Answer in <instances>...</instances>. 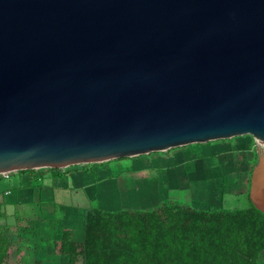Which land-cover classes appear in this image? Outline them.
Instances as JSON below:
<instances>
[{
    "label": "water",
    "instance_id": "95a60500",
    "mask_svg": "<svg viewBox=\"0 0 264 264\" xmlns=\"http://www.w3.org/2000/svg\"><path fill=\"white\" fill-rule=\"evenodd\" d=\"M244 135L264 145V0H0V173Z\"/></svg>",
    "mask_w": 264,
    "mask_h": 264
},
{
    "label": "rangeland",
    "instance_id": "374dc122",
    "mask_svg": "<svg viewBox=\"0 0 264 264\" xmlns=\"http://www.w3.org/2000/svg\"><path fill=\"white\" fill-rule=\"evenodd\" d=\"M208 144H219L221 150L211 155L204 152L203 156ZM263 159L264 145L244 135L82 165L85 170L98 168L107 174L104 194L110 202L114 201L111 209L115 210L109 211L113 217L106 216L98 222L97 218L87 220L84 211L77 230L65 229L62 235L45 236L50 240L48 245H41L34 227L27 223L0 225V264H86L93 256L84 255L87 230H101L108 236L134 234L139 220L163 217L164 210L171 207L207 215L230 213L232 219L248 212L250 203L264 208V187L257 186L253 176ZM134 163L150 171L133 175L134 178L128 176ZM176 209L172 214L178 213ZM243 240L241 237L240 243L245 248ZM135 251L139 258L135 264H151L147 251L138 246ZM254 264H264V249Z\"/></svg>",
    "mask_w": 264,
    "mask_h": 264
},
{
    "label": "trees",
    "instance_id": "16d2710c",
    "mask_svg": "<svg viewBox=\"0 0 264 264\" xmlns=\"http://www.w3.org/2000/svg\"><path fill=\"white\" fill-rule=\"evenodd\" d=\"M81 167L71 166L64 172ZM49 170L62 174L61 169ZM175 209H165L163 217L139 220L134 234L108 236L101 230H87L84 255L93 256L86 264L138 263L136 246L147 251L151 264H254L264 249V213L252 203L248 212L233 219L230 213L207 215L176 209L178 213L172 214ZM106 216L113 217V213L97 206L85 210L87 220L97 218L98 222ZM241 237L245 248L241 247Z\"/></svg>",
    "mask_w": 264,
    "mask_h": 264
},
{
    "label": "crops",
    "instance_id": "0c3cea01",
    "mask_svg": "<svg viewBox=\"0 0 264 264\" xmlns=\"http://www.w3.org/2000/svg\"><path fill=\"white\" fill-rule=\"evenodd\" d=\"M219 150L221 145L208 144L202 155ZM49 169L18 171L9 180L0 182V194L8 193L0 201V225L27 223L34 227L41 245H48L50 240L45 236L62 235L65 229L77 230L80 216L91 206L103 211L115 210L111 209L114 201L111 204L109 196L104 194L107 174L101 169L81 167L66 173L61 171V175ZM148 171L146 166L134 163L128 169V176L134 178L133 175H145ZM257 208L264 212L261 206Z\"/></svg>",
    "mask_w": 264,
    "mask_h": 264
},
{
    "label": "built area",
    "instance_id": "2783aa9c",
    "mask_svg": "<svg viewBox=\"0 0 264 264\" xmlns=\"http://www.w3.org/2000/svg\"><path fill=\"white\" fill-rule=\"evenodd\" d=\"M64 169H66V168H64ZM64 169H61V171L64 172ZM14 173H16V172H1L0 173V182L5 181V180H9ZM7 194H8L7 192L4 194H0V201H2L4 196H6Z\"/></svg>",
    "mask_w": 264,
    "mask_h": 264
}]
</instances>
